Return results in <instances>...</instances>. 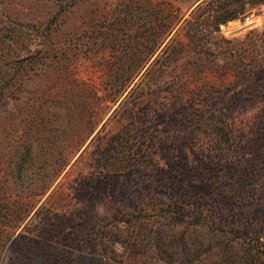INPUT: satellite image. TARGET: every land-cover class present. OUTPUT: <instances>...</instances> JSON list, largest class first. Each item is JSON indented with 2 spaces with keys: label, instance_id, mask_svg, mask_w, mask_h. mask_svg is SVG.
<instances>
[{
  "label": "rangeland",
  "instance_id": "rangeland-1",
  "mask_svg": "<svg viewBox=\"0 0 264 264\" xmlns=\"http://www.w3.org/2000/svg\"><path fill=\"white\" fill-rule=\"evenodd\" d=\"M222 245L264 264V0H0V264Z\"/></svg>",
  "mask_w": 264,
  "mask_h": 264
},
{
  "label": "trees",
  "instance_id": "trees-1",
  "mask_svg": "<svg viewBox=\"0 0 264 264\" xmlns=\"http://www.w3.org/2000/svg\"><path fill=\"white\" fill-rule=\"evenodd\" d=\"M249 232V231H247ZM246 232V233H247ZM231 249L226 251L225 246L222 245L219 250L215 252V257L218 262H223V264H254L255 263V257L253 253L245 251V250H236L230 251ZM103 256V254H101ZM101 257V256H100ZM106 261H103L100 264H112V262L109 259L108 256L105 257ZM256 264V263H255ZM258 264H262L261 261L258 262Z\"/></svg>",
  "mask_w": 264,
  "mask_h": 264
}]
</instances>
